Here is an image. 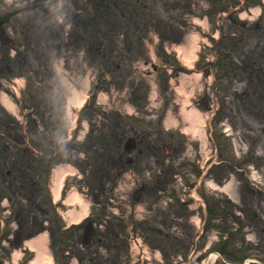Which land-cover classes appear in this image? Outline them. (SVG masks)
<instances>
[{"label": "rangeland", "instance_id": "1", "mask_svg": "<svg viewBox=\"0 0 264 264\" xmlns=\"http://www.w3.org/2000/svg\"><path fill=\"white\" fill-rule=\"evenodd\" d=\"M95 1L88 0L86 3L81 0L79 3L78 0H61L58 10L60 15L55 18L53 15L46 16L39 8L35 11L28 10L31 2L24 4V0H0V15L20 10L19 14L12 16L8 25L11 36L18 38L17 46L13 44L14 50H9V47L0 44V92H7L8 98L17 104L13 109L7 110L0 103V128L6 130L10 126H21V130L28 119L33 127L38 124L41 128L46 126L47 130L54 128L57 134L63 132L65 124H71L77 112L69 109L67 102L84 89V81L89 78L93 79V82L98 80L102 89L110 93L108 104L103 105L104 109H119L127 114L126 111L132 110L134 104L139 118L122 117L120 126L115 123L118 114L114 112L105 116L103 110L86 111V116L92 124L90 135L96 138L98 147L87 146L88 156L84 152H74L73 148L76 146H65L62 153H59V160L72 163L86 175L85 182L71 180V184H77L81 188L84 186L82 192H85L86 200L93 203L91 208L95 214L100 213L98 202L102 199L110 215L115 211L123 216H111L103 225L90 221L81 228L72 227L71 231L61 233L59 229L63 221L57 217L51 204L50 165L44 162V157L33 156L31 152L17 149L15 146L7 149L0 143V196H7L8 200L6 203L3 201L4 205L16 204L17 210L11 224L4 227L0 224V234L4 233L0 235V257L9 255L11 249L19 248L28 239H37L44 235L41 233L48 232L51 239L53 230L50 247L55 249L63 239L66 247L72 251V258L65 257L70 260V264H106L109 255H114L111 264H136L138 260L143 264H173V260L179 259L181 264H203V256L200 254L208 244L215 241L217 232L212 220H208L206 228L203 226L205 215L201 210V196L208 194L213 197L216 190L210 180L206 179L195 189L197 194L189 195L194 190L189 188V184L202 173L200 165L206 156L215 152L217 139L214 137L213 141L210 137V124L219 139L223 140V152L219 153L220 157L233 163L237 159L238 167L228 168L226 164L219 170L215 168V172L233 181V186L237 187V200L246 198L245 205L251 216L247 217V225L257 227L258 237L263 224L261 213L264 214V199L256 194V189L252 188V183L244 174L245 171H239L248 169V165H239L241 160L237 154H240L241 150L236 153L235 147L229 142L232 140L235 144L239 142L248 147L254 145L256 159L253 164L262 166L258 173L264 177V9L258 18H246L243 22L245 24L233 25L232 30L239 43L229 48L222 47L233 62L248 65V70L234 79L221 81L219 88L213 90L209 77L175 71L172 77L166 74L164 64L173 63V59L167 58L164 50L159 48L157 52L160 57L156 59L161 60H157L156 71L152 65L145 66L141 63L144 69L152 71V75L145 76L139 70L132 72L131 69L125 83L124 79L117 77L119 79L109 85L110 79L101 77L102 54L96 48L99 41L96 37L86 39L73 19L76 13L88 14L92 4L96 3L98 10L100 2ZM165 2L169 5L171 0H161L159 4L163 6ZM191 2L192 0H174L179 7L189 11L192 9ZM55 5L52 1L47 7L53 9L52 6ZM65 11L68 12L67 15L64 14ZM94 13L97 14V11ZM231 24L230 20L220 19V25L225 32L230 30ZM104 28L108 29L107 23H104ZM192 29L191 26L189 31ZM107 43L105 42V46ZM24 45L27 51L23 55H29L30 65L10 71L3 63V58L12 59L18 51L24 49ZM139 49L141 53V45ZM201 52L209 56L211 48L202 46ZM40 55L45 58L40 59ZM129 59L134 58L128 56L126 64H130ZM2 70L5 73H2ZM20 74L25 78L24 86L21 89L18 87L19 92L16 95L11 86L4 85L13 83V77ZM119 82L121 83L118 84ZM210 92H214V98H218L221 111L209 118L206 112H200L207 121L203 138L194 125L202 120L199 116V103H203L204 99L208 98L206 93ZM213 102L212 98L211 105ZM34 119L37 122H34ZM163 121L167 123L169 130L163 126ZM228 123L233 127L232 139L222 133ZM86 125L84 121L77 133L78 139L83 138L87 130ZM37 129L39 130V126ZM17 131L13 130V135H18ZM132 135L137 136L139 147L143 148V151L133 154V162L128 165L122 146ZM35 141L38 144L44 141V147H41L43 153L45 150L46 154L50 152L52 146H46L51 143L50 136L40 130V133L35 134ZM97 151L98 153H94ZM159 169L162 170L164 180L160 183L161 189H156L154 181ZM250 170L257 179L256 183L262 186L263 184L258 182L262 181L261 176L253 169ZM141 179L150 183L143 196L137 189ZM188 179L191 182L187 183ZM166 188L185 198L188 205L169 203L165 193H162ZM192 195H197L196 199ZM139 196H142L143 201L137 203ZM4 209L0 204V215ZM60 210L68 223L69 209L64 206ZM145 219H148L147 224L141 223ZM49 221L51 223L47 225ZM158 226L166 233L174 231L182 234L183 239L191 243L189 250H177V246L173 244L176 240L171 236L169 238V234L168 238L153 234L151 229ZM196 229H199L200 233L205 229V232L198 240V248L194 249L195 245L192 244ZM250 237L251 241L246 240L248 246L254 252L260 250L252 246L258 243L255 233ZM137 238L140 241L138 246L134 243ZM261 245L264 248V243ZM179 250L184 254L182 259L178 257ZM216 264L227 263L218 261Z\"/></svg>", "mask_w": 264, "mask_h": 264}, {"label": "bare ground", "instance_id": "2", "mask_svg": "<svg viewBox=\"0 0 264 264\" xmlns=\"http://www.w3.org/2000/svg\"><path fill=\"white\" fill-rule=\"evenodd\" d=\"M260 8L255 9L254 12L258 13ZM196 40V39H195ZM194 40V41H195ZM85 91L81 92L80 94L76 95L75 98V102H77L78 107H81L85 101V97H83ZM2 103L4 104L5 107L9 108V109H13L14 103L13 101H11L5 94L4 97L2 99ZM196 121V120H195ZM197 126L198 123L194 125L195 130H197ZM69 170H73V167L69 166V167H59L56 170V179H55V183L53 184V189H54V195L56 199H59L60 194H61V188L63 186V182H64V177L65 174L68 173ZM232 186V184H231ZM230 187V186H229ZM83 195L78 192L77 190H71L68 194V197L66 198V203L68 205H78L77 202H79L80 206L83 205ZM82 207V206H81ZM78 209V210H77ZM86 213V211L84 209H80V208H74V210L71 212L72 215H74L75 219H79L81 218L84 214ZM46 243V239L44 237H39L38 239H36V241L31 240L30 242H28V244L32 245H36L39 249V255L41 258H44L46 255L50 254V249L48 247V244ZM39 259V258H36Z\"/></svg>", "mask_w": 264, "mask_h": 264}]
</instances>
